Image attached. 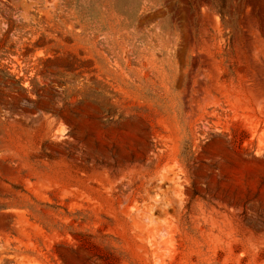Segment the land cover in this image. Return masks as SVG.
<instances>
[{
  "label": "rangeland",
  "instance_id": "1",
  "mask_svg": "<svg viewBox=\"0 0 264 264\" xmlns=\"http://www.w3.org/2000/svg\"><path fill=\"white\" fill-rule=\"evenodd\" d=\"M0 264H264V0H0Z\"/></svg>",
  "mask_w": 264,
  "mask_h": 264
}]
</instances>
